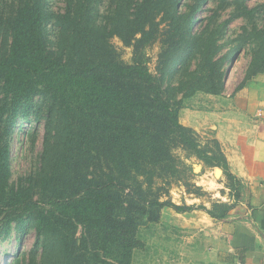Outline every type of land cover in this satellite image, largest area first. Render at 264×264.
<instances>
[{
    "label": "trees",
    "instance_id": "obj_1",
    "mask_svg": "<svg viewBox=\"0 0 264 264\" xmlns=\"http://www.w3.org/2000/svg\"><path fill=\"white\" fill-rule=\"evenodd\" d=\"M238 19L245 25L230 39ZM263 20L264 3L246 0H0V242L13 230L35 233L11 264H134L139 227L162 209L226 218L236 205L148 200L137 178L175 173L181 147L220 168L239 200L220 146L200 148L179 116L197 94L223 93L227 62L241 50L249 62L236 90L264 75ZM114 38L131 48L130 63ZM154 43L157 74L146 55ZM25 120L43 123L42 149L14 183L12 139ZM30 134L32 148L39 133Z\"/></svg>",
    "mask_w": 264,
    "mask_h": 264
},
{
    "label": "rangeland",
    "instance_id": "obj_2",
    "mask_svg": "<svg viewBox=\"0 0 264 264\" xmlns=\"http://www.w3.org/2000/svg\"><path fill=\"white\" fill-rule=\"evenodd\" d=\"M246 2L253 7L255 4L264 3V0H246ZM60 4L54 1L51 8L58 10L62 7ZM211 7L212 4L207 5V8ZM231 9L228 8L222 13L221 20L227 17ZM208 15L207 11L202 13V16ZM244 25L245 21L241 19L232 22L228 31L229 38L235 37ZM259 25H264V20L259 21ZM112 43L121 60L130 63L131 48L125 47L117 38H114ZM235 45L227 44L223 53L231 50ZM158 51V43H154L146 50L148 67L153 74H157L155 66ZM248 62L246 51L241 50L236 53L226 65L223 93L220 96L197 94L192 101L186 103V108L181 110L180 123L193 130L200 148L214 150L216 143L220 146L215 139V129L212 125L224 121L223 118L248 120L254 115L258 106L264 107V75L249 82L246 88L236 90L243 80ZM33 128L39 135L31 148L30 133ZM42 134V122L27 120L17 122L11 149L12 182H17L20 177H25L37 167L38 156L42 149ZM219 149L221 150V146ZM172 154L176 160L173 167L175 173H164V177H153L150 184L143 176L137 178L141 184L139 191L147 196L148 200H168L178 206L206 207L204 204L208 203L210 209L216 203H231L239 206L242 202V200H228L231 192L223 173L216 171L220 168L209 166L198 158L189 156L187 150L181 147L174 148ZM213 194H217L216 199L209 200ZM196 219L195 212L177 214L169 208L162 209L158 222L146 223L139 227L143 247L135 252L134 264H229V255L225 251L224 254L212 251V241L206 240L203 226L194 227ZM34 235V231H28L20 237L13 230L0 242V264H11L17 253H27L33 245Z\"/></svg>",
    "mask_w": 264,
    "mask_h": 264
},
{
    "label": "crops",
    "instance_id": "obj_3",
    "mask_svg": "<svg viewBox=\"0 0 264 264\" xmlns=\"http://www.w3.org/2000/svg\"><path fill=\"white\" fill-rule=\"evenodd\" d=\"M258 111L264 113V107L258 106L248 120L223 118L212 125L229 172L239 182L242 202L222 220L198 209L191 211L197 216L194 227L203 226L206 240L212 241V251H225L233 264H264V118H257ZM234 194L231 192L228 200H235ZM216 197L213 194L209 200ZM204 205L210 209L208 203Z\"/></svg>",
    "mask_w": 264,
    "mask_h": 264
},
{
    "label": "built area",
    "instance_id": "obj_4",
    "mask_svg": "<svg viewBox=\"0 0 264 264\" xmlns=\"http://www.w3.org/2000/svg\"><path fill=\"white\" fill-rule=\"evenodd\" d=\"M256 116H257L258 119H263L264 118L263 117L264 116V113L262 111H258V113H257Z\"/></svg>",
    "mask_w": 264,
    "mask_h": 264
},
{
    "label": "water",
    "instance_id": "obj_5",
    "mask_svg": "<svg viewBox=\"0 0 264 264\" xmlns=\"http://www.w3.org/2000/svg\"><path fill=\"white\" fill-rule=\"evenodd\" d=\"M216 171H220V173H222V171L220 169H216Z\"/></svg>",
    "mask_w": 264,
    "mask_h": 264
},
{
    "label": "bare ground",
    "instance_id": "obj_6",
    "mask_svg": "<svg viewBox=\"0 0 264 264\" xmlns=\"http://www.w3.org/2000/svg\"><path fill=\"white\" fill-rule=\"evenodd\" d=\"M218 172L220 173V171H217V173H218Z\"/></svg>",
    "mask_w": 264,
    "mask_h": 264
}]
</instances>
